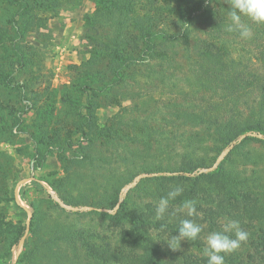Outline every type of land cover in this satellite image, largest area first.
<instances>
[{
  "label": "trees",
  "instance_id": "16d2710c",
  "mask_svg": "<svg viewBox=\"0 0 264 264\" xmlns=\"http://www.w3.org/2000/svg\"><path fill=\"white\" fill-rule=\"evenodd\" d=\"M60 1L0 0V46L4 49L0 53V81L9 76L7 67L21 69L31 62L28 57L34 50L27 43L26 35L45 28L47 16L42 12H54ZM212 1L94 0L93 12L84 15L91 40L88 57L71 67V82L60 90L58 98L51 94L43 107L35 109L30 135L40 157L63 143L70 146L71 135L76 131L88 144L99 136L108 138L110 144L116 140L115 149L120 147L121 139L125 152L130 151L128 140H140L146 144L141 133L121 132L124 127L133 129L137 123L146 128V118L126 116L129 110L123 108L108 126L100 127L96 123V109L103 98H108L109 104L114 102L116 96H109V91L116 93L117 88L128 80H138L134 75L135 67L142 65L148 72L159 73L160 70L154 67L155 59L162 61L166 48L172 47L176 41L187 44L190 27L197 23L206 26V39L199 45L192 44L190 69L195 73L193 84L199 91L219 94L225 99L224 102L213 103L212 111L228 109L225 115L205 114L207 110H204L203 113L185 111L182 116L187 122L206 124V135L213 141L212 150L220 151L249 130V118L240 122L233 109L235 105L229 104V101L254 89L258 94L255 102L257 113L264 112V71L253 72L234 58L230 50L218 45L225 34H229L225 30L229 22L226 14L229 6H215ZM97 26L106 29L107 42L97 39L95 33L91 34ZM258 31L264 35V26ZM259 60L264 65V52ZM67 123L77 126L75 131L66 130ZM193 142L190 139V145ZM245 142L247 138L235 145L213 171L206 173L195 171L209 165L204 154H198L194 149L177 153L176 158L165 167H160V163H148L154 168H146L140 163L142 171L159 173L139 180L113 214L107 215L115 225L125 227L115 243L89 226L54 218L46 220L43 213L33 212L29 218L28 235L14 264H207L205 258V263H199L184 253L180 258L175 257L179 253L174 257H164L152 232L153 228H159L177 233L180 220L188 218L182 212L175 216L166 215L160 221L154 218L159 198L166 196L175 186L182 187L183 192L170 202L169 212L178 208L183 200L194 199L198 210L202 204L207 206L200 211L208 214V233L221 230V225L216 222L218 217L238 221L241 229L249 233L247 242L225 256V264H264V226L260 225L264 222V181H258L254 174L247 175L233 167L229 158L235 148ZM130 153L137 154L134 151ZM69 171L66 170L63 177L55 180L54 190L67 204L92 206L88 213L95 214H101L98 211L100 208L112 209L118 201L121 187L133 177V174L108 176L101 181L87 180L85 183L83 178L78 177L81 174ZM134 193L145 200L136 201ZM192 219L201 224L198 217ZM2 221L0 211V264H6L10 249H17L18 239L26 225L14 228L16 236L13 237L11 230L3 228ZM251 222L260 225L257 231L248 229ZM201 234L197 240L191 241L193 245L202 244Z\"/></svg>",
  "mask_w": 264,
  "mask_h": 264
},
{
  "label": "rangeland",
  "instance_id": "374dc122",
  "mask_svg": "<svg viewBox=\"0 0 264 264\" xmlns=\"http://www.w3.org/2000/svg\"><path fill=\"white\" fill-rule=\"evenodd\" d=\"M211 4L229 6L225 0H213ZM94 5V0H61L54 12L43 11L42 14L47 16L45 28L26 35L27 43L31 44L34 50L28 57L31 62H27L25 68L20 67L21 69L11 70L7 67L6 71L10 74L4 81H0L2 223L4 229L11 230L13 237L16 236L14 228L19 229L26 225L24 233L18 239L17 249H10L6 264H14L21 251L22 243L28 235L29 218L33 212L43 213L46 220L54 218L84 227L89 226L101 232L105 239L115 243L125 227L115 225L107 215L113 214L127 192L132 190L139 180L159 173L142 171L143 166H139L140 163L147 166L146 168H154L151 165L159 163L160 167H165L176 158L177 153L194 149L196 153L204 154L209 165L195 171L206 173L213 171L235 145L247 138V142L235 148L229 158L233 167L247 175L254 174L258 181H264V112L257 113L255 102L258 94L254 89L240 95L236 100L229 101V104L235 105L233 109L240 117V122L247 117L251 126L220 151L210 148L213 141L206 135L208 131L206 124H193L185 121L182 116L185 111L203 113L204 110H207L205 114L225 115L228 109L219 108L212 111L213 103L224 102L225 99L219 94L199 91L193 84L195 73L190 69V59L193 57L192 44L199 45L206 39V26L199 23L190 27V41L187 44L176 41L172 47L166 48V56L162 61L155 59L154 67L160 70L159 73L148 72L142 65L135 67L134 75L138 80H128L125 85L117 88L116 93L109 91V96H116L114 102L109 104L108 98H103L101 105L96 109V123L100 127L108 126L114 115L123 108L129 110L126 116L146 118V128L137 123L133 129L124 127L121 131L128 134L141 133L145 136L146 144L140 140L127 141L130 151L137 154L125 152L121 139L120 147L115 149L116 140L110 144L108 138L99 136L88 144V141L78 136L79 131H76L71 135L70 146L63 143L59 147L49 149L43 158L40 157L41 154L36 152L38 147L30 135L36 115L35 109L43 107L51 94L58 98L60 90L71 82L73 75L71 67L79 65L88 57L91 40L90 30L84 24V15L92 13ZM251 26L254 33L251 39L242 40L237 34L229 33L225 34L224 40L218 42V45L230 50L234 58L250 67L253 72H261L264 71V65L259 57L264 52V35L258 28L264 24ZM105 30L97 26L91 34L95 33L97 39L107 42ZM2 52L4 49L0 46V53ZM223 104L228 106L226 103ZM65 127L70 131L77 128L68 123ZM147 133L149 136H146ZM190 139L194 140L191 145ZM66 170L81 174L78 177L83 178L85 183L87 180L101 181L108 176L122 177L133 174V177L121 187L118 201L112 209L100 208L98 211L101 214H95L88 213L93 209L92 206L67 204L54 190L55 180L63 177ZM17 185L18 197H15ZM136 195L137 193L133 195L136 201L145 200ZM212 206L214 207V204ZM202 207L207 208L202 204L199 209ZM200 210L197 209L200 213L198 218L204 226V231L200 237L202 244L199 246L193 245L191 241H181L180 249L173 251L164 241L168 234L170 238L178 233L153 228L152 232L156 235L155 239L158 240L164 257H174L179 253L175 257L180 258L184 253L199 263L206 262L203 261L206 259L203 249L208 234L209 226L206 220L208 214ZM223 221L224 217H218L216 220L220 225ZM260 225L264 226V222ZM260 225L251 222L248 229L257 231ZM22 237L24 239L21 243Z\"/></svg>",
  "mask_w": 264,
  "mask_h": 264
},
{
  "label": "clouds",
  "instance_id": "9594fccd",
  "mask_svg": "<svg viewBox=\"0 0 264 264\" xmlns=\"http://www.w3.org/2000/svg\"><path fill=\"white\" fill-rule=\"evenodd\" d=\"M225 3L229 5L226 11L229 22L225 30L237 34L242 40L251 39L254 35L251 25L264 24V0H225ZM182 192V187L175 186L166 196L160 197L155 205L156 221L163 220L166 215L175 216L178 212L188 217L180 220L176 229L178 234L170 238L168 234L164 241L173 251L180 249L181 241H195L204 231V226L192 219L200 215L196 200H183L178 208L169 212L170 202ZM248 239L249 233L241 229L238 221L224 218L221 230L211 231L205 237L203 255L207 259V264H225V256L235 252Z\"/></svg>",
  "mask_w": 264,
  "mask_h": 264
},
{
  "label": "water",
  "instance_id": "95a60500",
  "mask_svg": "<svg viewBox=\"0 0 264 264\" xmlns=\"http://www.w3.org/2000/svg\"><path fill=\"white\" fill-rule=\"evenodd\" d=\"M17 191H18V185L15 188V197H18ZM23 239H24V237H22L21 243L23 242Z\"/></svg>",
  "mask_w": 264,
  "mask_h": 264
}]
</instances>
